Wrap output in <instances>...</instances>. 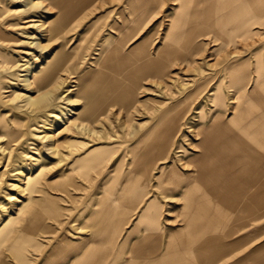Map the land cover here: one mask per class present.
Listing matches in <instances>:
<instances>
[{"label":"rangeland","instance_id":"1","mask_svg":"<svg viewBox=\"0 0 264 264\" xmlns=\"http://www.w3.org/2000/svg\"><path fill=\"white\" fill-rule=\"evenodd\" d=\"M184 1L91 0L84 9L72 12L64 29L50 33V24L63 19L52 0H0V264H72L80 259L90 241L87 221L102 192L115 189L117 195L121 191L135 154L132 151L148 144L141 143L158 124L161 111L177 105L173 112L187 111L171 149L139 180L149 197L156 196L164 204L167 199L156 188L162 169L175 167L179 175L194 173L190 162L199 151L198 127L211 114L212 82L226 87L228 67L244 58L248 80L228 90L235 97L259 92L260 78H264V24L253 25L245 41L236 38L230 47L212 32L196 38L198 54L183 49L189 60L172 62L163 79H140L127 108L105 104L95 120L89 119L88 80L101 68V57L109 56L111 43L119 41L116 29L121 26L119 46L125 52L142 45L154 55ZM53 18L56 21L50 22ZM61 58L49 86H39L37 80L54 66L48 64ZM206 81L207 86L197 88ZM48 92L50 98L40 105L27 104L20 96L40 100ZM261 96L257 116L264 112L262 91ZM237 104L239 115L243 100ZM231 112L230 108L225 115ZM97 153L103 154L100 164L88 169V159ZM258 154L262 159L256 164L263 165L264 149ZM172 201L163 206L161 217L169 235L182 224L179 201ZM140 208L126 209L134 214L117 237L114 256L122 252L125 257L129 250L133 240L128 236ZM258 223L264 226V218ZM63 239L67 243L61 250L48 256ZM236 240L232 257L225 259L228 264H264L260 225L237 233ZM17 246L26 258L23 263L13 256ZM107 260L110 264L111 259Z\"/></svg>","mask_w":264,"mask_h":264},{"label":"crops","instance_id":"2","mask_svg":"<svg viewBox=\"0 0 264 264\" xmlns=\"http://www.w3.org/2000/svg\"><path fill=\"white\" fill-rule=\"evenodd\" d=\"M178 6V11L175 12L162 46L155 51L154 55L147 53L142 45L128 52H125L123 48L120 50L117 57L121 59L122 66L127 68V72H139L140 67L145 68L146 66V72L155 73L161 71L162 67L166 75L172 62L189 60L185 56L184 50L191 54H198L200 44L196 42V38L212 32L216 37L224 39L225 44L230 47L236 38L245 41L251 35L253 25L264 24V0H215L211 3L204 0L202 3L199 0H185ZM231 55L232 58L235 57L234 54ZM245 67L246 60L244 58L229 66L227 70L229 80L224 88L220 83L212 82L211 114L209 120H203L202 125L198 127V130L200 127L203 130L205 128L210 130V139L207 138L210 146L207 148L204 144L200 149L198 144L201 137H199L197 143L199 151L196 155L202 158L204 151L211 148V160L197 162L196 167L191 166L194 170L192 175L181 173L182 177L175 182H169L165 178L161 183L159 182L160 177H157L156 188L159 195L166 198L168 204L173 203L172 200L179 201V215L181 214L182 221L179 231L174 234L170 233V235L169 233L165 234L161 217L163 206L167 202L163 204L156 196L149 197L146 187L138 181V187L129 196L121 197L119 192L112 198L114 201L123 202L122 205L127 209L132 206L141 207L137 221L131 226L128 236L132 237V244L125 253V257L122 252L121 255L120 253L115 254L122 256V261L114 260V256L109 257L107 252L105 262L108 261L107 258L111 259L110 264H130L134 261L146 264L155 260V257L153 259L132 258L131 256L132 248L138 250L142 244L141 240L147 226V221L143 217H145L147 207H149L147 216L155 215L156 219L155 225L152 226V232H147L149 234L148 241L153 242L150 244L156 245L160 242L163 251L168 245H171L176 249L164 253L162 257H170L173 254L174 256L187 255L191 256L192 264H197V261L200 264L203 260L205 261L201 264H228L229 260L225 259L232 257V249L237 243V233L258 225H260V231L264 229V226L258 223L264 218V207H262L264 205V164H256L259 159H262L258 150L264 149V112L258 116L254 114L259 106L258 102L262 99L261 91L264 93V78H260L259 92L253 91L250 95H236L235 97V92L228 90L241 81L248 80ZM260 67L263 68L262 60ZM164 76L160 78L149 75L145 78L163 79ZM208 84L206 81L197 88ZM242 100L243 111L238 115L236 113L237 103ZM231 103L236 104L230 106ZM230 108L232 112L225 115V112ZM197 135H199L198 132ZM204 148L206 149L204 150ZM191 184L195 186L196 208L194 215L190 214L193 206L183 202L184 199L194 200L192 194L185 195L183 193L186 186ZM160 185L163 186L160 187ZM175 205L177 204L175 203ZM127 211L121 217V225L119 226V223L117 225L119 233L127 224L128 218L134 214L133 211ZM188 215L195 218L194 233L187 232L189 227L185 216ZM106 241L105 248L111 245L110 243L107 245ZM115 246L116 241L114 248ZM262 247L264 244L260 246V248ZM221 248H223L222 254L219 250ZM204 249L207 250L202 258L198 252L204 251Z\"/></svg>","mask_w":264,"mask_h":264},{"label":"bare ground","instance_id":"3","mask_svg":"<svg viewBox=\"0 0 264 264\" xmlns=\"http://www.w3.org/2000/svg\"><path fill=\"white\" fill-rule=\"evenodd\" d=\"M90 2L91 0H52L53 8H56L60 12V15L63 17V19H61L60 21H56V18H53L50 22H53L54 20L56 22L50 24L48 31H50V33L60 32L62 28L63 29L65 28V25H66L65 22L68 21L72 12L79 11L82 8L84 9V7ZM171 31H174V30H171ZM122 33L123 32H122L121 26H119L116 29V37H115L119 41L118 42L116 41L115 43H111L110 47L108 48V50L110 51L109 56L107 55L105 59L101 57L100 62H99L101 68L95 74L94 77L88 80V82H91V85L87 88L86 98L90 102L89 104L91 106L90 109L88 110L89 119L91 121L95 120L96 117L106 109L105 108L106 106H104L105 104L119 103V104H122L124 108H127L129 104H132L133 102L130 99L140 79L145 78L149 75H154L160 78L165 75V72L162 67H161V71L155 72V73L146 72V69H147L146 66L145 68L140 67L139 72H127L126 70L127 68L125 66H122L123 64H122L121 59L117 57V54L122 49V47L119 46L120 45L119 38L122 36ZM66 58L67 59L70 58L69 55L66 56ZM62 62H63L62 58L60 60L50 62L48 65L54 64V66L50 70L49 74L45 76V78H41L37 80L38 85L40 86L41 84V86L43 85L44 87L49 86L53 77L55 76L56 70L59 68ZM24 81L26 83V86L30 87L31 85L30 79L26 78ZM41 81L43 82V84ZM20 96L25 100L27 104L40 105L42 102H45L47 99L50 98V92L46 93L43 96V98L40 100H36L26 94H23ZM176 106L177 105L170 107V108H164L161 111L158 124L156 125L154 130L151 131V133L148 136H146L144 141H142L141 143L143 144L144 142L147 141L148 144L146 145L143 144L141 146H138L137 148L135 147L134 151H132L135 154H133L130 172L127 176L126 183L120 191L121 197H124V196L127 197L129 196L130 193L135 192L136 188L138 187L137 183L139 180H141L140 178H142L143 176H147V174L150 172V170L152 169L156 161L164 159V157H166L167 150L171 149V146L173 144V138H174L173 135L178 131L181 120L184 118L185 113L187 111V109H185L181 113L173 112ZM198 134L201 137L198 147L202 149L203 145L205 144V146H207L208 148L210 146V143L207 140V138L210 137V130H208L207 128L203 130L201 128L198 130ZM205 149L206 148H204V150ZM210 150L211 148H209L207 151H204V156L202 158L200 156L199 157L195 156L190 162L191 165L193 167H196V164L199 161H202V160L205 162L210 161L211 160ZM102 155H103L102 153L93 154L88 159V163L86 164L88 169L98 166V164H100L103 158ZM159 177H160L159 182L162 183L165 178L169 182H175V181H178L182 176L179 175L178 172H176L175 167H171L169 169H162ZM162 186L163 185H160V187ZM186 187L187 188L186 190L183 191V193L185 195L187 193L192 194L194 200L187 201L186 199H184L183 202L185 204L193 206L192 213L190 212L189 213L194 215L195 208H196L195 186L191 184ZM114 194H115V189L109 191V193L102 192L100 199L95 204L88 218V221H87L88 228L91 230L90 241L87 244V247L82 257L80 259H77L74 263L71 262L72 264H94L95 260L98 257H100L99 264H104L105 258L107 256L106 255L107 252H108V256H114L112 250L115 249L114 243L116 241V237L119 235V231H118L119 229H117L118 228L117 225L118 223H119V226L121 225V217L125 214V211L127 209L125 206L122 205L123 202H120L119 200L117 201L118 203H116V201L112 199ZM148 209L149 207L146 208V214H145V217H143L144 220L147 221L146 231H145L144 237L141 240L143 245L141 244L138 250H136L135 248H132L131 250L132 258L147 257V258L154 259L155 257L154 261L146 263V264H192L190 261L192 260L190 258L191 256L188 257L187 255L179 254V255L174 256L173 254V256H170V257H166V256L162 257L164 253H167L171 250L176 249V248H173V246L171 245H168L166 250L163 251V249L160 246V242H158L156 245L150 244L153 242L148 241L149 234L147 232H152V226L155 225L156 219H155V215L149 216V217L147 216ZM189 209H191V207H189ZM186 215H187V212H186ZM191 216L192 215H188L187 217L185 216V220L187 221L188 227H189V230L187 232L194 233L196 222L194 221L195 218ZM117 219H119V222H117ZM159 238H160V235H159ZM105 240H107L106 241L107 245L109 243L111 244L107 247L108 249L104 247ZM65 243H67L66 239H63L62 241L57 242L51 249L48 256H50L52 253L53 254L58 253L61 250L60 249L61 245ZM223 248L219 249L221 254L223 253V250H222ZM206 250L207 249H204V251H199V252L197 251L198 255H201L202 257L203 254H206ZM20 252L21 251H19L18 246H17L14 249L13 256L15 257L17 261L23 263L26 261V258L24 254ZM69 252H67L64 256H66ZM207 253L210 254V252H207ZM116 259H118L119 261L123 260L122 256H114V260ZM198 262L199 261H197V264ZM130 264H139V263L134 261Z\"/></svg>","mask_w":264,"mask_h":264}]
</instances>
